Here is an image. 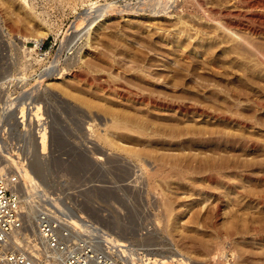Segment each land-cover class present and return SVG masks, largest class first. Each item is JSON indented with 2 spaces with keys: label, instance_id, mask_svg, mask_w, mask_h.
<instances>
[{
  "label": "rangeland",
  "instance_id": "1",
  "mask_svg": "<svg viewBox=\"0 0 264 264\" xmlns=\"http://www.w3.org/2000/svg\"><path fill=\"white\" fill-rule=\"evenodd\" d=\"M86 1L34 0L35 20L19 8V0H0V79L23 71L18 38L46 40L48 57L39 64L62 72L45 80L51 131L43 137L47 154L33 153L34 175L50 192L73 195L83 220L129 243L148 264H264V129L259 124L264 105L231 97L232 84L241 83L227 72L232 68L263 80L264 65L222 53L220 33L203 27V10L192 2L154 20L148 8L122 7L138 0H98L124 11L109 13L89 41L86 33L79 40L63 37L84 24L78 14ZM219 1L202 0L205 7L226 8ZM202 54L216 59L220 74L205 65ZM76 58L80 61L73 64ZM216 89L230 95L228 100L208 93ZM141 94L157 98V106L138 102ZM195 107L201 112L194 113ZM118 116L144 122L149 134L110 130ZM237 117L246 122L244 128ZM98 134L107 135L115 148ZM126 152L141 154L143 166L167 168L168 176L150 189L143 167ZM163 200L172 207L169 213Z\"/></svg>",
  "mask_w": 264,
  "mask_h": 264
},
{
  "label": "built area",
  "instance_id": "2",
  "mask_svg": "<svg viewBox=\"0 0 264 264\" xmlns=\"http://www.w3.org/2000/svg\"><path fill=\"white\" fill-rule=\"evenodd\" d=\"M85 3L88 6L78 14L84 24L77 32L75 27L69 28L63 37L83 39L88 22L103 13L105 4L98 0ZM18 40L27 67L16 77L24 72L25 78L7 80L0 89V264H148L129 243L112 244L83 235L73 224V219L83 217L71 202V194L50 192V197H41L45 204L39 203L41 209L29 220L22 195L23 176L34 152L47 154L43 137L50 134L51 121L45 80L54 69L39 64L48 57L46 40ZM29 72L38 80L31 81ZM10 103L11 108L7 107Z\"/></svg>",
  "mask_w": 264,
  "mask_h": 264
},
{
  "label": "bare ground",
  "instance_id": "3",
  "mask_svg": "<svg viewBox=\"0 0 264 264\" xmlns=\"http://www.w3.org/2000/svg\"><path fill=\"white\" fill-rule=\"evenodd\" d=\"M18 1V0H17ZM29 0H19L18 4H19V8L25 12L26 14H28L29 16H31V18L33 19H37L38 15L35 14L34 12V7L32 6V2H28ZM225 2V7L222 9H219L218 7H215L214 4L213 5H208L207 7H205L204 3L202 2V0H138L136 1V5L134 6L133 4H129V5H124L122 6L123 8H129V9H133L136 10L135 8L139 9V10H147V8L150 10L151 14V18L154 20H157L155 18L161 17V16H168L170 9H175L177 11L180 10L181 7L186 6V4H188L189 2H192L191 4L199 10H203V17H205L203 19V17H201L203 20H206L205 22V26H203L204 28L207 27L208 29H211L212 27L216 29L217 32L220 33V38L221 39L219 41V46L221 52H227L228 54L230 53H234V54H239V55H243V56H247L249 58H252L257 60V62L261 63L262 65H264V0H220ZM219 1V2H220ZM207 2V1H206ZM209 3V2H208ZM206 4V3H205ZM218 4V3H217ZM222 4V3H221ZM207 5V4H206ZM231 5H235L238 6L237 8H245L246 11L245 12H234L231 11L230 9L233 7ZM92 8V6H91ZM120 6H116L110 3H107L103 6V13L99 14L98 17L92 19L90 22H88V26L89 28L86 30V39L87 41H89L92 38V34L94 32V30L96 31L98 28H100L101 24H99L102 21H106V17L109 15V13L111 14L112 12L115 11H119V12H123V9H119ZM192 8V7H191ZM128 11V10H127ZM134 12V11H132ZM176 12V11H175ZM180 12V11H179ZM178 13V12H177ZM183 13V12H182ZM227 16L229 15V17L234 16L235 18H225V17H221V16ZM231 15V16H230ZM182 16V15H181ZM180 16V17H181ZM220 16V18H219ZM79 17H82V15H79ZM78 17V18H79ZM179 17V16H178ZM39 19V18H38ZM83 22H85L84 18ZM104 21V22H105ZM180 24H182V21H179ZM201 23V22H200ZM206 28V29H207ZM212 28V29H213ZM207 29V30H208ZM49 30V29H48ZM213 31V30H212ZM208 32V31H207ZM215 33V32H214ZM85 35V34H84ZM83 35V36H84ZM211 35V34H210ZM213 36V35H212ZM208 37V36H207ZM219 37V36H218ZM210 38V37H209ZM20 39V38H19ZM217 39V38H216ZM20 40H28L26 38L24 39H20ZM33 40V39H32ZM35 40H41V39H35ZM215 40V39H214ZM199 42V41H198ZM177 46L186 49L187 48L184 46V44L178 42ZM197 46V45H196ZM208 48V47H207ZM19 49V57L21 59L22 62V69L26 70L27 64L24 61V55L21 52V49ZM218 49V48H217ZM185 51V50H184ZM189 51V50H188ZM193 53H199L198 49H193L192 50ZM216 51V50H215ZM220 52V51H219ZM203 53V52H202ZM211 54V53H210ZM189 56V55H188ZM202 56L204 57L205 60L204 63L205 65L210 66L211 71L214 70L219 73L220 69L218 67H216L217 65L215 64L216 59L214 57L202 54ZM234 56V55H233ZM236 56V55H235ZM225 57V56H224ZM232 57V56H231ZM242 57V56H241ZM59 58V57H58ZM183 58H185L186 60H188L187 56H183ZM192 59V58H191ZM254 60V61H255ZM75 62H73V64H78L80 60H78V58L74 59ZM228 61V60H227ZM251 61V60H250ZM56 61H54L55 63ZM59 63V62H57ZM55 64L54 67H57L58 64ZM199 64V63H198ZM185 65V64H184ZM187 65V64H186ZM183 66V65H182ZM189 66V65H188ZM208 66H206L208 68ZM263 67V66H262ZM209 68V69H210ZM223 68V67H222ZM234 68V67H233ZM240 68V67H239ZM238 68V69H239ZM208 69V70H209ZM227 70V69H226ZM61 70H58V73H53L50 78L52 76H54L55 74H59L62 75L61 73H59ZM63 71V70H62ZM210 71V70H209ZM225 71V70H224ZM192 72V71H191ZM208 72V71H207ZM216 72V73H217ZM226 72V71H225ZM229 75H233L238 77L239 80V84L240 86L242 85V88H240V86H236V84L232 87H230V92L229 94H231V97L233 98H242L246 99L247 101H251L255 104L261 105V107H263L264 105V79H260L257 78L255 79L254 77L251 76H244L240 71L238 70H233L231 68L230 70H227ZM22 76H19V78L16 77V74L11 75V77H9V75H6L4 80L2 81V79H0V89L3 88V86L5 85L7 80H15V79H21L23 80V78H25L24 76V72L22 73ZM194 74V73H193ZM225 74V73H224ZM144 75V74H143ZM197 75V74H196ZM223 76V74H221ZM175 76V75H174ZM199 76V75H198ZM214 76V75H212ZM14 77V78H12ZM144 77V76H143ZM173 77V76H172ZM209 77V76H208ZM228 77V76H227ZM226 77V78H227ZM230 77V76H229ZM261 77V76H260ZM49 78V79H50ZM60 78V77H59ZM53 79V78H52ZM141 79V78H140ZM144 79V78H143ZM146 79V78H145ZM51 80V79H50ZM148 80V79H147ZM224 80V79H223ZM228 82V78L226 79ZM234 80V79H233ZM230 82V79H229ZM237 82V81H236ZM51 83V82H50ZM201 83V82H200ZM232 83V82H231ZM230 83V84H231ZM205 84V83H204ZM227 84V83H226ZM49 85V84H48ZM210 87V86H209ZM227 87V86H225ZM205 89H208L207 87H204ZM228 88V87H227ZM240 88V89H239ZM200 89V88H197ZM196 89V90H197ZM202 89V88H201ZM211 89V88H210ZM209 89V90H210ZM125 90V89H124ZM195 90V91H196ZM204 90V89H202ZM215 90V89H213ZM217 90V89H216ZM201 91V90H200ZM218 91V90H217ZM229 91V90H228ZM152 92V91H151ZM203 92V91H202ZM208 92V91H207ZM1 93V92H0ZM125 93V92H124ZM145 93V92H144ZM208 93H213L215 94L214 96H216V98H221L222 101L225 99L228 100V96L230 95H224L221 92H214V91H209ZM225 93V92H224ZM227 93V92H226ZM155 94V93H154ZM7 95V94H5ZM127 95V94H125ZM140 95V94H138ZM150 95V94H149ZM198 95V94H197ZM211 95V94H209ZM124 96V95H123ZM137 96V95H136ZM6 97V96H5ZM138 97V96H137ZM140 97V96H139ZM189 97V96H188ZM230 97V98H231ZM130 98V97H129ZM134 98V97H133ZM136 98V97H135ZM155 98V97H154ZM186 98V97H185ZM229 98V99H230ZM166 99V98H165ZM178 99V97L176 98ZM137 100V99H136ZM143 101V103L147 100L149 102L150 106H157L158 102L157 98L156 100L153 98H150L146 95H142L141 97L138 98V102ZM167 100V99H166ZM200 100V99H199ZM2 101H0L1 104ZM147 102V104H148ZM224 102V101H223ZM163 103V102H162ZM197 103V102H196ZM139 104V103H138ZM219 104V103H218ZM160 105V104H159ZM176 105V104H174ZM189 105V104H188ZM254 105V104H253ZM190 106V105H189ZM193 106V105H192ZM201 106V105H200ZM7 107L11 108V103L7 104ZM162 108V107H161ZM188 108V107H187ZM220 108V107H219ZM185 110V109H184ZM187 110V109H186ZM215 110V109H214ZM221 110V109H220ZM176 111V110H175ZM194 113H199L201 112L199 109H197L195 107L194 109ZM213 111V110H212ZM111 112L113 113V111L111 110ZM237 112V111H236ZM109 113V112H108ZM220 113V112H219ZM224 113V112H223ZM118 114V113H117ZM202 114V113H200ZM218 114V113H217ZM232 114V113H231ZM236 114V113H235ZM239 114V113H238ZM109 115V114H108ZM122 115V114H121ZM237 115V114H236ZM235 115V116H236ZM246 115V114H245ZM93 116V115H92ZM113 116V115H112ZM111 116V117H112ZM120 116V115H119ZM113 117L110 121V125L108 126V128L111 130H118L119 133L120 131H127L128 133H135L137 135H141V136H145L148 135L149 132L147 133V128H149V126L146 128L145 126H147L144 122H138L139 124H137L135 121V123L131 120H126V119H121L120 117ZM233 116V115H232ZM239 116V115H238ZM243 116V115H242ZM215 117V116H214ZM218 117V116H217ZM222 117L221 119L223 120V115L220 116ZM234 117V116H233ZM232 117V118H233ZM261 117V116H260ZM109 118V117H108ZM132 118V117H131ZM229 119L230 117L227 116L225 117V119ZM246 118V117H245ZM130 119V118H129ZM242 119V118H241ZM256 119V118H255ZM233 120V119H232ZM236 120V124H238L240 127H243L244 125L246 126V122L243 120H240L237 118H235ZM252 120V119H251ZM259 120V119H257ZM264 120V119H263ZM97 121V120H96ZM140 121V120H139ZM231 121V120H230ZM250 122V121H249ZM259 122V121H258ZM256 121V124L258 123ZM142 123V124H141ZM107 124V123H106ZM261 127L264 129V122L262 121ZM149 125V124H148ZM255 127V126H254ZM244 128V127H243ZM238 130V129H237ZM109 131V130H108ZM224 131V130H223ZM100 132V131H99ZM107 132V131H106ZM155 132V131H154ZM244 132V131H243ZM98 133V132H97ZM112 133V132H111ZM153 132H150V135ZM213 133V132H211ZM237 133V132H236ZM235 133V134H236ZM246 133V132H245ZM155 134H157L155 132ZM154 134V135H155ZM159 134V133H158ZM166 134V133H165ZM224 134V133H223ZM231 134V133H230ZM234 134V135H235ZM240 134V133H239ZM99 135V134H98ZM153 135V134H152ZM153 135V136H154ZM163 135V134H162ZM161 135V136H162ZM228 135V134H227ZM237 135V134H236ZM241 135V134H240ZM93 136V135H92ZM107 135H99L98 137L100 139L98 140H102L105 141L106 144L110 145V149H114L115 145L113 144V142L110 140H108V138L106 137ZM168 136V135H167ZM221 136V135H220ZM229 137V136H228ZM131 138V137H130ZM149 138V137H148ZM152 138V137H151ZM224 138V137H223ZM119 139V138H118ZM145 139V138H144ZM210 139V138H209ZM226 139V138H225ZM232 139V138H231ZM88 140V139H87ZM101 141V142H102ZM152 141V140H151ZM238 141V140H237ZM245 141V140H244ZM219 142V141H218ZM233 142V141H232ZM104 143V144H105ZM235 143V142H234ZM245 143V142H244ZM117 144V143H116ZM156 144V143H155ZM225 144V143H224ZM258 145V144H257ZM107 146V145H106ZM240 146V144H239ZM246 146V145H244ZM119 147V146H118ZM252 147V146H251ZM120 148V147H119ZM122 150V149H121ZM93 151V150H92ZM139 152V151H137ZM127 155L130 158H133L135 161H139L141 167H143L142 170V176L144 177V180L146 179L149 183V187L152 190H155V187L158 188L155 185V180H158L159 178H166L165 176L169 174V172L164 168V167H150L153 166L152 164L148 163V166H143L142 165V155L140 156L138 153L136 152H126ZM141 153V152H140ZM143 154V153H142ZM114 155V154H112ZM38 156V155H37ZM36 156V157H37ZM146 159H148L146 157ZM147 161V160H146ZM125 162V161H124ZM153 162V161H152ZM155 162V161H154ZM128 163V162H127ZM137 164V163H135ZM139 166V165H138ZM176 166V165H175ZM140 167V166H139ZM173 167V166H172ZM178 167V166H177ZM137 168V167H136ZM171 168V167H170ZM169 168V169H170ZM173 169V168H171ZM210 169V168H209ZM140 170V171H141ZM175 170V169H174ZM207 170V169H206ZM221 170V169H220ZM167 171V172H166ZM170 171V170H169ZM166 172V173H165ZM174 174V173H173ZM165 175V176H164ZM170 176V175H169ZM142 177V178H143ZM183 179V178H182ZM23 180H24V186L22 188V195H23V201H24V208L25 210L28 212V216H29V220H31V218H35V216L37 215V212L41 209V204L39 203H43V205L45 204V202L43 201V199H41V197H50L51 193L50 191L43 185L41 184V182L37 179V177L34 175L33 170L31 169V167L25 172L24 176H23ZM38 180V181H37ZM160 180V179H159ZM211 182H213V180H210ZM218 180H215V182ZM196 187V186H195ZM235 187V186H234ZM246 192V191H245ZM262 195V194H261ZM255 196V195H254ZM256 197V196H255ZM264 197V196H263ZM40 198V199H39ZM164 198V197H163ZM166 199V198H165ZM169 200V199H168ZM164 201V200H163ZM170 201V200H169ZM56 203V201H54ZM163 207L165 208L166 212L169 211L170 205L168 204V202L164 201L163 202ZM169 213V212H168ZM218 214V213H217ZM73 224H75V226H77L83 235H89V236H96L99 239H102L106 242L109 243H114V244H119L122 243L120 242V240L116 239L115 237L111 236L110 234V238L109 235L106 233V231L102 230L101 228H99L98 226H93L92 227V223H88L83 219H73ZM17 240L19 241V239L17 238ZM218 262V261H217Z\"/></svg>",
  "mask_w": 264,
  "mask_h": 264
}]
</instances>
